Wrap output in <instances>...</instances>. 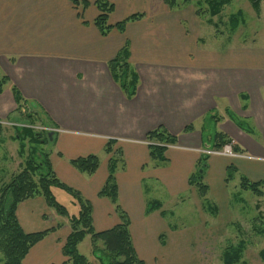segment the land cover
Segmentation results:
<instances>
[{"label":"crops","instance_id":"0c3cea01","mask_svg":"<svg viewBox=\"0 0 264 264\" xmlns=\"http://www.w3.org/2000/svg\"><path fill=\"white\" fill-rule=\"evenodd\" d=\"M93 1L86 0L82 8L71 0H0V69L9 78L0 94V120L21 119L13 86L30 103L29 111L46 113L49 125L62 129L50 147L53 168L64 183L90 200L96 230L119 221L112 202L96 196L113 154L103 147L115 139L113 151L121 150L118 202L127 213L138 258L144 264H199L202 243L225 233L232 222L228 167L251 182L264 177V167L253 168L264 166V49L202 47L198 36L183 27L179 13L167 9L162 0H109L114 4L110 25L134 13L142 16L128 21L123 31L112 28L102 35L94 24L98 10ZM126 42L129 62L138 75L132 98L124 95L108 67ZM206 118L207 125H213L209 146L198 128ZM159 125L177 137L161 164L150 158L143 141ZM217 132L244 155L206 159L203 179L217 207V223L212 226L215 216L205 219L188 178L201 157L196 148H211L220 141L214 136ZM89 153H98L99 168L92 175L79 173L69 161ZM157 192L161 198H156ZM186 193L195 200L199 224L172 228L163 203ZM153 200L161 203L163 212H146L147 202ZM44 210L39 197L21 203L16 214L22 229H44ZM65 226L45 237L50 238L48 251L41 240L24 263H61V247L69 232Z\"/></svg>","mask_w":264,"mask_h":264},{"label":"trees","instance_id":"16d2710c","mask_svg":"<svg viewBox=\"0 0 264 264\" xmlns=\"http://www.w3.org/2000/svg\"><path fill=\"white\" fill-rule=\"evenodd\" d=\"M71 1L76 6L81 5L82 8L86 5V0ZM163 1L170 9H177L180 3L188 0ZM259 1L252 0V3L257 6ZM93 2L98 10L94 24L102 35H106L112 28L123 31L128 21L142 16V13H134L110 25L108 19L113 11L114 4L109 0H94ZM223 2H219V5ZM216 3L211 2V7H214ZM213 12L216 11L213 9ZM129 57L130 51L126 42L115 57L108 62V67L114 81L120 86L124 95L127 98H132L138 85V75L132 69ZM8 82V76L0 69V94ZM12 92L17 104L16 110L22 114V119L24 117L27 119H24L23 122H18L8 117L6 120H10L9 124H3L5 119L2 120L0 122V141H4L8 127L13 129V135L9 138L18 141L19 154L20 156H25V163L21 171L15 174L10 182L0 187V264H25L24 258L30 248L42 240L50 231L62 225V223H57L56 227L33 232H26L22 229L16 215L17 204L22 200L36 196H41L50 209H54L59 216L64 217L67 226H69V232L61 247L64 260L61 263L51 264H93L78 249L79 244L87 236L90 238L97 264H144L143 260L139 259L134 251L129 231V219L117 200L116 172L120 167L118 154L120 155L121 150L116 148V152L115 150L113 151L114 140H107L103 147L104 152L108 154L113 152V154L108 161L107 176L98 195L106 197L112 202L119 221L109 228L98 231L95 230L92 223V205L90 201L81 192L63 183L51 166L49 158L51 154L50 147L55 143V135L46 129L48 124H52L48 116L46 113L29 111L30 103L28 100L22 97L13 86ZM33 119L40 121L45 127L38 128L39 130L33 128ZM242 125L240 123L239 126L243 129H248ZM189 127L190 125L186 126V129ZM214 136L220 141L213 143V146L209 147V149H220L225 143L232 142L221 132L215 133ZM144 140L147 143L150 158L160 164L165 162V152L169 146L177 143V137L169 133L162 125L149 130ZM233 149L235 152L238 151V147L234 143ZM116 153L118 154L116 155ZM207 158V155H201L197 167L189 175L188 183L195 188L202 202V209L211 216H216L217 207L209 199L208 186L203 179ZM70 163L79 172L90 175L99 167L100 159L98 153H90L73 158ZM228 171L226 180L232 177L234 167H228ZM261 184L259 181L251 182L245 177H241L239 185L241 188L249 189L254 194L261 196L262 192L259 189ZM53 189H60L66 192L71 198L70 203H59L53 193ZM160 208L161 203L157 200L148 201L146 204V212L160 210ZM160 211L163 212L162 210ZM245 248L246 242L244 240H239L236 244L224 247L220 254L222 264H241ZM259 256L264 261V250L259 252Z\"/></svg>","mask_w":264,"mask_h":264},{"label":"rangeland","instance_id":"374dc122","mask_svg":"<svg viewBox=\"0 0 264 264\" xmlns=\"http://www.w3.org/2000/svg\"><path fill=\"white\" fill-rule=\"evenodd\" d=\"M221 1L224 2L219 5V2ZM162 2L163 5L167 7V9L177 11V13H179L178 15L182 17L181 23L183 27L187 29V31L191 32L192 35L196 34L198 36V44L204 43L202 47H206L207 45L213 47L227 46L228 48L226 49H229L230 47H246L260 50L264 49V0H260L257 6L252 3V0H188L187 2L180 3L179 8L177 9H170L163 0ZM211 2L217 3L214 7H211ZM213 9L216 12H213ZM24 119L27 118L24 117L22 120L18 119L16 121L23 122ZM207 121L208 120L206 118V120L204 121V125H198V128L202 130V134L204 136V144L206 146H209V144H212V141L208 140V138L212 137L211 131H213V125H207ZM33 122L34 125H32V127L37 130H39L38 128L45 127V125H42V123L38 120L33 119ZM47 126L52 127L53 130L54 128L57 129L54 132L56 140L57 134H59L62 129L57 128L55 125ZM242 126L247 128V125ZM8 128L9 129L4 136V141H0V187L5 183L10 182L13 176L21 171L25 163V156H20L19 154L18 141L9 138L11 135H13V129H11L10 127ZM226 144H230L233 148V142L225 143L223 146H225ZM54 146L55 145L53 144L51 146V149ZM200 149L204 148H196V151L199 152ZM233 151L235 150L233 149ZM236 154H239L240 156L244 155L241 154L240 151H236ZM118 156L120 157L119 154ZM246 156L247 159H251L248 158V155ZM49 158L51 166L53 168L51 156ZM72 167L74 168V166ZM261 167L264 166H258L256 164L255 166H253V168ZM96 170L94 172H96ZM94 172L92 174H94ZM241 177H244V174L238 172L234 174L233 177L226 180V188L229 195L228 204L233 213V217H231L232 222L228 224L227 231H225V233L220 234V236L216 235V239L208 238L207 241L202 243L203 256L199 257V264H222V261L220 259L222 249L227 245L236 244L239 240H244L246 242V248L241 259V264H264V261L259 256V252L264 250V177L262 181H260L262 184L259 187L262 192L261 196L254 194L249 189L241 188L239 186ZM249 181L251 180L249 179ZM100 189L101 187L98 189L96 194V196L98 197H102L98 195ZM53 193L59 203H70L71 198H69L68 194L63 190L53 189ZM36 197L41 198L44 202L45 210L42 213L41 217L45 221L47 228L56 227L57 223H62V225L56 227V229L61 228L62 226H64V224L67 225L64 217L59 216L54 211V209H50L41 196ZM36 197L20 201L17 204V208L21 203ZM156 198H161V193L157 192ZM175 200V202L170 204H167V202L163 203L164 214L168 218L167 220L170 224V227L182 229L186 228V226L190 224H199V219L201 218L200 212L196 207L195 200L191 196V194L186 193L185 196L178 197ZM214 202L216 203V200ZM171 211L173 213V217L171 216ZM202 211L204 213L205 219L209 221L212 216L210 217L209 213L205 212L204 210ZM216 216L215 220H213L212 226L217 223ZM259 216L260 218H258ZM46 227H44V229H46ZM65 227L67 228V230L69 229V226ZM56 229L50 231L49 233L55 232ZM41 230L43 229L41 228ZM45 237L42 239V241L45 239L46 248L44 250L48 251L49 249L47 246L50 243V238ZM78 249L93 264H97L95 255L92 251L91 241L88 236L79 244ZM183 261L185 262L186 259H183Z\"/></svg>","mask_w":264,"mask_h":264},{"label":"built area","instance_id":"2783aa9c","mask_svg":"<svg viewBox=\"0 0 264 264\" xmlns=\"http://www.w3.org/2000/svg\"><path fill=\"white\" fill-rule=\"evenodd\" d=\"M3 124H9L8 122H3ZM200 154L207 155V156H227L228 158H238L242 157L239 154H236L235 151H233V148L230 144H226L225 146H222L220 149H200Z\"/></svg>","mask_w":264,"mask_h":264}]
</instances>
